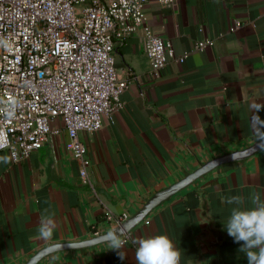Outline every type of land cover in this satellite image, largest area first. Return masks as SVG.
<instances>
[{
	"label": "crops",
	"instance_id": "0c3cea01",
	"mask_svg": "<svg viewBox=\"0 0 264 264\" xmlns=\"http://www.w3.org/2000/svg\"><path fill=\"white\" fill-rule=\"evenodd\" d=\"M142 29L115 43L116 69L129 82L124 109L96 133H80L91 166L88 181L56 121L49 142L29 159L0 163V264H26L57 243L107 233L156 193L203 164L264 139V0H148ZM240 24V27H237ZM145 28L169 42L177 60L158 75L145 50ZM214 46L194 52L198 42ZM264 198V149L221 166L156 208L121 239V262L108 243L51 255L39 264H137L138 241L167 234L181 264H248L224 230L233 205L223 198ZM251 206V205H249ZM53 213L50 239L39 236ZM109 216L113 220L109 219Z\"/></svg>",
	"mask_w": 264,
	"mask_h": 264
},
{
	"label": "built area",
	"instance_id": "2783aa9c",
	"mask_svg": "<svg viewBox=\"0 0 264 264\" xmlns=\"http://www.w3.org/2000/svg\"><path fill=\"white\" fill-rule=\"evenodd\" d=\"M171 7L175 0H158ZM148 0H0V152L14 162L44 147L62 121L67 148L88 181L80 133L103 129L124 109L129 82L116 69L115 43L142 29ZM240 27V24H237ZM154 76L176 58L172 45L145 28ZM214 46L198 42L194 52ZM110 220H113L109 216ZM127 217L118 219L120 225ZM127 241L126 239L124 240Z\"/></svg>",
	"mask_w": 264,
	"mask_h": 264
},
{
	"label": "clouds",
	"instance_id": "9594fccd",
	"mask_svg": "<svg viewBox=\"0 0 264 264\" xmlns=\"http://www.w3.org/2000/svg\"><path fill=\"white\" fill-rule=\"evenodd\" d=\"M8 162L7 156H0V163L7 164ZM223 200L233 205L230 216L223 226L235 243L243 242L238 252L246 256L248 264H264V198H262V193L253 192L248 197L228 196ZM53 215L46 209L41 216L39 236L45 240L52 237ZM106 240L110 249L115 251L120 261L123 262L126 259V253L122 250L125 241L113 232L107 234ZM138 244L139 247L135 253L137 264H181L183 251L167 234L141 238Z\"/></svg>",
	"mask_w": 264,
	"mask_h": 264
},
{
	"label": "water",
	"instance_id": "95a60500",
	"mask_svg": "<svg viewBox=\"0 0 264 264\" xmlns=\"http://www.w3.org/2000/svg\"><path fill=\"white\" fill-rule=\"evenodd\" d=\"M263 149H264V139L257 143H254L253 145H251L250 147L244 150L236 151L215 158L203 164L200 168H198L188 176L184 177L183 179L179 180L172 186L156 193L145 203V205L136 214L128 218L120 225L112 228L107 233L101 234L92 239L81 241L78 243H57L54 245H50L38 251L34 256H32L27 261L26 264H39L45 258L60 252H64L68 250H81V249L92 248L98 245L106 244L107 243L106 238L109 232H113L119 235L120 238H122L123 236L130 233L134 228H136L142 222H144L156 208H158L164 202L168 201L173 196L189 188L204 176L212 173L221 166L245 161L253 157L255 154H257L259 151Z\"/></svg>",
	"mask_w": 264,
	"mask_h": 264
}]
</instances>
